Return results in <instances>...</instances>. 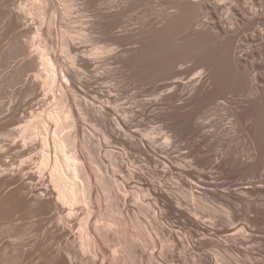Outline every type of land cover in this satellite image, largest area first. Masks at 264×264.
Returning a JSON list of instances; mask_svg holds the SVG:
<instances>
[{"label": "rangeland", "instance_id": "rangeland-1", "mask_svg": "<svg viewBox=\"0 0 264 264\" xmlns=\"http://www.w3.org/2000/svg\"><path fill=\"white\" fill-rule=\"evenodd\" d=\"M182 1L73 0L68 9L67 0H51L41 12L31 14L22 9L25 0H0V264H58L66 248L79 250L73 240L82 233L79 224L87 213L79 206L74 210L77 218L66 221L68 207L56 202L52 172L40 165L42 119L51 110L63 109L70 122L76 121L85 149L81 155L86 163L80 155L81 161L93 176V196L101 198L92 201L90 224L104 223V217L118 207L115 212L121 209L132 228L136 214L156 242L153 247L144 237L146 245L136 246L142 264H205V259L214 260L208 264H264V152L258 153L252 144L257 137L254 127L264 125V45L257 46L260 55L248 63V100L230 96L221 101L225 103H205L203 95L189 99L186 109L198 107L200 113L211 115V123L204 136L186 133L168 143L173 125L168 113L178 109V99L188 97L191 87L165 91L174 75L168 74L157 89L153 59L146 57L141 63L139 58L150 52L147 47L153 45L155 34L162 41L171 39L156 27H162L167 17L178 16ZM227 1L242 2L210 0V4L220 5L226 15ZM112 9L121 15L110 16ZM210 21L201 15L193 31L206 32ZM175 24L169 31H176ZM259 26L263 32L264 23ZM250 31L244 26L240 33L244 47L252 43ZM43 48L59 69L55 79L39 62ZM157 95L162 99L158 104ZM101 108L106 112L104 120L95 115ZM116 118L123 123L114 125ZM180 118L178 113L176 119ZM228 118L238 127L226 129ZM28 130L31 138L24 139ZM109 180L118 185L111 194ZM157 187L172 199L178 197L183 207L202 205L198 214L167 211L165 202L156 200ZM182 187L196 197H184ZM155 215L166 227L165 235L155 227ZM232 227L237 229L231 236ZM111 234L114 238L102 245L104 264H110L111 250L123 249L116 241L121 234ZM169 239L175 242L173 250ZM227 240L231 250L221 243ZM187 244L192 247L185 248Z\"/></svg>", "mask_w": 264, "mask_h": 264}, {"label": "bare ground", "instance_id": "bare-ground-1", "mask_svg": "<svg viewBox=\"0 0 264 264\" xmlns=\"http://www.w3.org/2000/svg\"><path fill=\"white\" fill-rule=\"evenodd\" d=\"M25 1L26 2H23L24 5L22 6V9H24V11H26L27 13L33 14L35 12L37 13L41 12V10H43L48 5V3H50L51 0H25ZM67 1L70 3H68V6L66 8L68 9L72 8V6L74 5L73 0H67ZM116 1L118 0H114V2ZM220 7H221L220 5L212 6L210 4V0L182 1L180 3V12L178 13V16L167 17L163 22L162 27H160L159 29L156 27L159 33L162 32L164 29L163 32H165L167 37L171 39L168 41H162L160 34L159 35H157L158 33L155 34V36L153 37V45L150 48L147 47V49H150V52L147 50L145 53L144 51L141 58H139V61H141V63L142 62L144 63V59L146 57L148 59L151 58L153 59L151 73L157 89H159V84H160L159 81L162 80V78L168 74L171 75L174 74V75L171 78V81L168 82L167 84L168 89H166L165 91H168L170 93L172 92L175 93L177 88L180 86L191 87L190 89L191 92L188 97L178 99L180 101L178 109L175 111L171 110L168 113V118L173 124L171 127V133L167 136L168 143L169 142L175 143L178 139L184 137L186 133H190V134L196 133V136H204L205 135L204 132L207 130L206 128L209 127L211 123L210 121L211 115H205L200 113L201 110L198 107H191L186 109L185 104L189 99L190 100L197 99L200 97V95H203L205 103L207 102L225 103L221 101L227 100V98L230 96H238L239 98H246L248 100V63L251 62L252 59L257 58L260 55L261 50L258 49L257 46L264 45V31L262 32L259 26V23L261 22L264 23V1L242 0V2L238 4H235L234 1H227L226 15L224 13H221ZM109 15L120 16L121 12L114 11V9H112L109 12ZM201 15L209 16L211 20L210 28L206 30V32L193 31V27L196 24V21L199 20ZM174 24L176 31L175 32L169 31L168 28H170ZM244 26L245 27L248 26V28H250L251 31L248 32V39L252 42L249 46H245V47L244 45H242L243 43L240 38V33L242 32ZM185 31L189 32V34L187 36H183L179 38L178 35ZM85 35L88 36L87 34ZM147 52H149V54ZM38 56L41 66H45L49 71V75L51 79L52 78L55 79L57 71L59 69L56 70L55 67L56 64L53 61L54 59H52L47 48L41 49L39 51ZM147 60L145 59V61ZM262 79L264 80V77ZM170 93L167 94L170 95ZM161 95H157L154 98V103L158 104L161 102L162 100ZM262 98H264V96H262ZM62 111L52 112L51 110V113L46 114L45 117H43L44 119H42V121L44 120L43 130L40 129L38 130L39 131L38 135H40L39 141L41 142V146L43 147L44 150L42 153L40 165L41 168L44 169L48 167L49 172H52V177L55 182L54 188L56 190V191L54 190L56 192L54 195L57 194L56 202L59 201L60 205H63V207L64 206L68 207V209L65 208L66 217L63 215V217L67 219L66 221H68V219L77 218L76 217L77 214L74 210L79 206H81L86 211L87 218L83 217V219L85 218V220H82L81 223L79 224L82 229V233L80 234L78 233L79 235H77L79 236V238L77 239L76 238L77 236L75 235L76 237L73 240V243L74 241L76 243L73 244V246L77 244L79 246V250H78L79 253H77L78 252L77 250H75L77 251L75 252L72 247L71 249L66 248L64 251L66 257L60 256L61 259L60 258L59 259L61 261L58 259L59 263L62 262L61 264H76L77 262H79L82 264H104V259L106 254L104 253L105 250H103L102 245L109 244V242L111 241L110 239L114 238V236L111 234L113 232L116 237H117L116 234L118 233L121 234V235L118 234L119 237H117L118 239L116 238V241L117 242L119 241L118 246H120L121 244L123 249L125 250L123 251V249H115L113 247L114 249L111 250L113 257L110 261V264H142L144 262V260L143 262L141 260L143 259V256L142 254H140L139 258L141 256L142 258L140 260H138L139 258L137 259L138 255L136 252L137 251L136 246H144L145 244L143 242L144 237L149 239L150 243L154 245L153 247L156 246V242L154 241L152 236H150L148 228L138 219L136 214H135V219L137 220L134 224H136L138 231L137 230L134 231V229H132L135 225L131 228V225L133 224L129 225V223H131L130 219L128 220L130 222H128L126 218L121 216L122 215V212L120 211L121 209H119V213L115 212L116 210L118 211V207L115 208L114 211L112 210L113 212H111V214L109 213L110 215L107 214L108 212L107 213L104 212L105 214L109 215L108 218L104 217L106 219L104 223L99 224L98 221L97 222L94 221L92 222V224H90L91 220L89 221V215L92 214V209L94 208L92 201L94 200V198H96L97 202H99L101 198L99 195H97L96 197L93 196V190H94V182L92 179L93 176H91V172H88L87 170L88 166L86 168V164H85L86 161L83 160L82 150L84 152L85 149H83L84 148L83 142H82L83 146L81 145V141H80L81 138H79L80 133L78 134L79 130L76 131L77 129L76 121L72 120L70 122L68 114ZM95 111L97 112V113L95 112V115L98 114V117L99 115L104 117L103 119L101 117L102 120L106 119L105 116L103 115L106 113L104 108ZM178 113H181V118H180L181 120L176 119V115ZM112 122L114 125L116 124L121 125V123H123V121H120L118 118H116ZM228 123L230 124H226L225 126V128L228 130L229 129L231 130V128L233 129L238 127L235 126L237 122L233 121L232 118L229 119ZM70 125L73 127V130L65 131V128H67ZM29 131L30 130H28L24 134V139L31 138L29 137L30 136ZM254 133L255 136L257 137L254 138L253 140L252 143L253 148L258 153H263L264 125L263 124L256 125L254 127ZM80 146L82 147V149ZM80 155L85 163L81 161ZM133 173L135 172H131V174ZM49 177H51V175ZM107 182H108L107 186L109 188L108 191L109 194H111L112 191H110V189L114 190V188H116V186L118 185H114L110 180ZM104 186H106V183ZM157 189L159 193H157L155 196L156 200L157 202L158 201L165 202L166 204L165 209L167 211L170 210L173 213L197 215L198 207L202 206L197 202H194L186 207H183V203L178 197L174 196L175 199H172V197L165 194L164 189L162 187H157ZM180 192L186 198L196 197L195 193L192 190H188L183 187L180 188ZM142 205L144 207L146 206V204H142ZM147 206H150V204L148 203ZM33 214L35 213L33 212ZM155 219L157 220V224H158L155 227L161 229L162 233L165 235L164 232L166 230V227L164 226V224L161 225L158 223L159 220L158 215H155ZM132 222L134 221L132 220ZM129 226L132 230H130ZM235 229H237V227H235L234 229L232 227L231 229L228 230L231 233L230 234L231 236L234 235ZM169 231L172 232L173 229H170ZM59 242H63V241H59ZM170 243H171V247H173L172 248L173 250L175 247V242L172 240V242ZM221 243L224 245L226 250L232 249L229 240L221 241ZM184 246L185 248L192 247L191 244H187V246L186 245ZM119 251H122L121 252L122 254L120 256H119L120 253L119 254L117 253ZM125 251L127 252V254L125 253L126 254L125 258L121 257ZM152 254L153 252H150V256L154 258ZM32 257L34 256L32 255ZM40 258L43 257L40 256ZM101 258L103 259V261H101ZM47 261H49V258ZM213 261H214L213 259H205V264L213 263ZM195 262L197 261L195 260Z\"/></svg>", "mask_w": 264, "mask_h": 264}]
</instances>
